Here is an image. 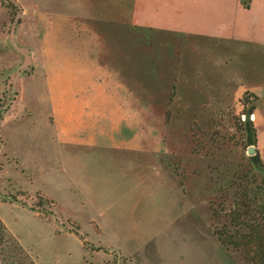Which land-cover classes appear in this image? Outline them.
<instances>
[{"label":"rangeland","instance_id":"obj_1","mask_svg":"<svg viewBox=\"0 0 264 264\" xmlns=\"http://www.w3.org/2000/svg\"><path fill=\"white\" fill-rule=\"evenodd\" d=\"M160 5L0 0V217L38 264H245L214 229L225 185H264V99L157 26ZM88 50L120 78L93 94L131 103H66Z\"/></svg>","mask_w":264,"mask_h":264},{"label":"crops","instance_id":"obj_2","mask_svg":"<svg viewBox=\"0 0 264 264\" xmlns=\"http://www.w3.org/2000/svg\"><path fill=\"white\" fill-rule=\"evenodd\" d=\"M134 2L137 6L134 10L136 21V14L142 12L141 7H146L151 0ZM160 4L162 18L157 26L195 35L199 51L209 56L204 59L205 63L229 69L239 67L240 71L246 72L238 79L235 77L239 85L245 91L253 92L256 97L264 99V0H251L249 8L245 7L241 0H160ZM136 9L139 11L136 12ZM103 18L101 16L99 21H104ZM86 33L90 39L92 34H95L93 36L96 38L100 37V32L90 26L86 27ZM86 52V61L83 64L87 77L85 91L82 98L71 95L66 103H131L133 97L126 94H93L95 89L103 87L102 81L109 83L108 86H113L112 82L120 78L115 79L116 72L111 66L102 64L98 56L94 59L89 50ZM257 74L259 80L255 77ZM74 111L75 107L67 109L70 118L75 115ZM86 112L96 119L100 113L105 112V108L92 107Z\"/></svg>","mask_w":264,"mask_h":264},{"label":"trees","instance_id":"obj_3","mask_svg":"<svg viewBox=\"0 0 264 264\" xmlns=\"http://www.w3.org/2000/svg\"><path fill=\"white\" fill-rule=\"evenodd\" d=\"M241 1L245 7H250L251 0ZM245 178L243 184L230 181L225 185L228 189L236 187L237 195L228 211L217 212V216L225 220L221 226H215L214 231L223 245L243 254L245 264H264V185L258 184L250 171ZM0 264H38L1 217Z\"/></svg>","mask_w":264,"mask_h":264},{"label":"water","instance_id":"obj_4","mask_svg":"<svg viewBox=\"0 0 264 264\" xmlns=\"http://www.w3.org/2000/svg\"><path fill=\"white\" fill-rule=\"evenodd\" d=\"M245 118H246L247 120H251V118H252V113H247V114L245 115ZM248 151H249L250 153H253V152L256 151V149H255V147H249Z\"/></svg>","mask_w":264,"mask_h":264}]
</instances>
